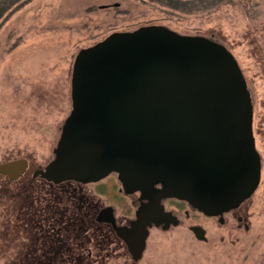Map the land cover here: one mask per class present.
I'll return each mask as SVG.
<instances>
[{"label":"water","instance_id":"obj_1","mask_svg":"<svg viewBox=\"0 0 264 264\" xmlns=\"http://www.w3.org/2000/svg\"><path fill=\"white\" fill-rule=\"evenodd\" d=\"M70 98L54 157L32 178L89 183L114 172L126 192L139 191L148 201L127 224L116 225L110 207L99 215L134 262L152 226L179 223L161 199L222 222L259 185L250 91L235 56L214 39L158 24L113 31L75 55ZM27 167L24 157L1 162L0 174L15 181ZM189 229L207 239L202 226Z\"/></svg>","mask_w":264,"mask_h":264},{"label":"rangeland","instance_id":"obj_2","mask_svg":"<svg viewBox=\"0 0 264 264\" xmlns=\"http://www.w3.org/2000/svg\"><path fill=\"white\" fill-rule=\"evenodd\" d=\"M167 1L26 0L13 4L11 12L0 11V163L28 160L19 179L9 181L0 174V264L24 255L23 229L15 225L18 188L28 183L32 192L50 190L40 178H31L54 157L71 109L75 55L113 31L147 24L214 39L237 59L252 99V128L261 157L259 185L239 212L248 226L232 215H224L221 223L186 202L168 201L180 222L165 230L152 226L138 261L108 240L103 250L94 244L90 262L80 264H264V0H183L188 3L184 7ZM113 183L111 177L72 189L113 206L116 217H133L132 197H114ZM190 225L202 226L207 239H196ZM97 232V227L90 232L93 243H98Z\"/></svg>","mask_w":264,"mask_h":264},{"label":"flooded vegetation","instance_id":"obj_3","mask_svg":"<svg viewBox=\"0 0 264 264\" xmlns=\"http://www.w3.org/2000/svg\"><path fill=\"white\" fill-rule=\"evenodd\" d=\"M111 177L115 180V183L112 185L115 192L114 197L121 196V194L132 197V204L134 205L133 217H116L113 206L104 205V203H98V201L94 202L92 198L94 196L90 193L85 191H74V189H72L76 188L83 190L81 188L84 185L96 184ZM34 178H40L46 182L50 190H47L46 194L45 192L43 194L42 192L35 193L39 197V201L37 202L38 207L33 209L34 215L30 214L27 218L28 227L26 228L28 241L30 240L31 243L29 244V248L25 251L24 259L29 262L37 261L40 264L89 263L92 257V246H97L96 248L103 250L104 244L108 242V240L109 242L112 240L117 241L119 246L125 249V254H128L124 242L116 235L112 223L105 221L103 216L99 218V215L103 209L110 207L116 225L127 224L130 219L134 218L138 206L142 202L148 201V199L140 198L139 191L126 192L119 182L117 174L114 172L98 181L89 183H81L73 180L55 183L41 177H33L31 180H34ZM59 189L62 190L60 191ZM70 189H72V191ZM168 201L186 202L173 197L161 199L160 204H162L164 210L171 211L172 213V209H168ZM243 203L244 202L237 208L223 212V221L221 223L224 222V215L227 214L235 216L239 222L243 223V226H248L247 222L244 221V215L239 213L243 207ZM106 212L108 213V211ZM107 216L108 214H104V217ZM205 216L217 218V220L220 217V215ZM96 227L99 229L97 233L100 234V237L98 236L99 238H96L98 239V243H93L94 237L97 235L96 232H94L95 236L93 233L91 234L93 236H91L90 232ZM100 227L102 229H100ZM32 228L36 232L35 237L32 236ZM35 239H38V242H36ZM101 240L102 242L100 243ZM96 254L98 253L96 252Z\"/></svg>","mask_w":264,"mask_h":264},{"label":"trees","instance_id":"obj_4","mask_svg":"<svg viewBox=\"0 0 264 264\" xmlns=\"http://www.w3.org/2000/svg\"><path fill=\"white\" fill-rule=\"evenodd\" d=\"M156 1L163 2L164 0H156ZM24 2H26V0H0V11L10 9V12H11L15 8V7H13V4L19 3L17 5V6H19L21 4H24ZM167 2L169 4H174V5L179 6V7H184L188 4L187 1H183V0H168ZM28 186H29L28 183L25 185L21 184L20 188H18V191H17V195H18L17 199L15 200V204L17 206L16 209L18 211L16 213L18 221L16 222L15 225L18 228L20 226H22V229H23L22 237L25 239V241H24L25 244L23 247V254L24 255L17 257V260H13L12 262H6L9 264H40L37 261L29 262L26 259H24L25 251L29 248V244L31 243L30 240L28 241V234H27V228H26V227H28L27 218L30 216V214L34 215L33 209L35 207H38L37 202L39 201L38 200L39 197L35 194L36 192L30 191ZM32 231H33L32 236L35 237L36 233H35V230L33 228H32ZM24 234H26V235L24 236ZM35 240H37L36 242H38V239H35ZM32 244H34V243H32ZM49 264H52V263H49Z\"/></svg>","mask_w":264,"mask_h":264}]
</instances>
